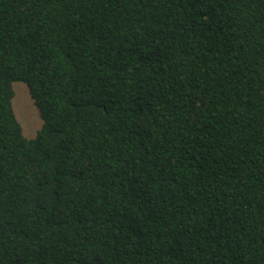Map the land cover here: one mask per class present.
<instances>
[{"label":"trees","instance_id":"trees-1","mask_svg":"<svg viewBox=\"0 0 264 264\" xmlns=\"http://www.w3.org/2000/svg\"><path fill=\"white\" fill-rule=\"evenodd\" d=\"M0 264H264V0H0Z\"/></svg>","mask_w":264,"mask_h":264},{"label":"rangeland","instance_id":"rangeland-1","mask_svg":"<svg viewBox=\"0 0 264 264\" xmlns=\"http://www.w3.org/2000/svg\"><path fill=\"white\" fill-rule=\"evenodd\" d=\"M14 97L12 99L13 109L22 125L26 137L32 138L37 130L41 128L42 118L37 106L33 103L29 87L22 81L13 83Z\"/></svg>","mask_w":264,"mask_h":264}]
</instances>
